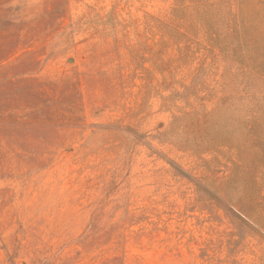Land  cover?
Wrapping results in <instances>:
<instances>
[{"label": "rangeland", "instance_id": "rangeland-1", "mask_svg": "<svg viewBox=\"0 0 264 264\" xmlns=\"http://www.w3.org/2000/svg\"><path fill=\"white\" fill-rule=\"evenodd\" d=\"M0 264H264V0H0Z\"/></svg>", "mask_w": 264, "mask_h": 264}]
</instances>
